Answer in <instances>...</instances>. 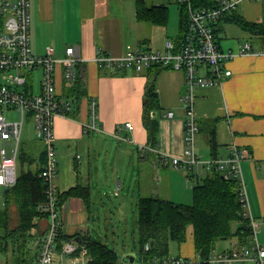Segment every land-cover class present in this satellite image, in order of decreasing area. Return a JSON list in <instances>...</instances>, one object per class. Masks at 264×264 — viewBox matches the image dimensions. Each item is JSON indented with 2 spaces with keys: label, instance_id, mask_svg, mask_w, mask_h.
<instances>
[{
  "label": "crops",
  "instance_id": "obj_1",
  "mask_svg": "<svg viewBox=\"0 0 264 264\" xmlns=\"http://www.w3.org/2000/svg\"><path fill=\"white\" fill-rule=\"evenodd\" d=\"M231 1L236 2L231 11L235 10L245 20L255 23L257 31L244 30L233 21L225 22L219 34V45L222 50L237 52L241 45L249 42L256 53L237 55L229 61L228 67L233 73L223 83L192 89L199 126L195 146L203 161L227 158L235 146L245 155L241 161V172L249 199L246 210L257 219L258 239L264 245V33L259 31L264 28V0ZM180 11L179 4L175 14L170 8L168 23L160 25L139 22L135 0H30L34 53L43 54L46 47L52 45L56 49L55 56L62 59L67 47L74 46L81 57L75 82L81 85L80 92L72 89L75 84L65 81L64 65H57L58 92L76 100L70 112L55 117L56 184L59 195L80 186L88 191L89 197L85 200L77 194L60 198V232L66 237L60 240L62 243L51 264H73L77 254L61 256L60 249L64 242L75 240L80 235H91L110 246L112 242L126 245L129 230L127 224L121 222L128 220L134 211L133 204L137 205L138 212L140 196L151 195L145 192L156 187V179L168 181V174H172L173 169L190 172L186 167H175L172 161L174 156H183L186 148L185 96L189 90L185 73L170 68L158 73L162 108L160 112L154 111L156 115L152 113L159 118L157 144L141 151L138 148L140 144H149L142 106L148 72L111 69L97 61L99 51L121 56L129 44L144 49L164 48L167 39L177 40L180 36ZM93 101L97 104L99 130L86 127L92 118ZM169 111H173L174 116L168 117ZM126 122H131L134 128L126 129ZM118 125L121 126L119 134L122 138L115 135ZM21 148L20 142V153ZM45 151L46 147L40 151L41 163L35 169L46 162ZM106 162L112 165L111 169H107ZM196 166L188 177L191 180H200ZM117 180L121 188L125 185L127 195L120 190L113 191V182ZM111 191L116 196L123 195L121 214L105 202V196ZM122 215L126 218H120ZM48 226L47 214L38 218L32 230L31 251L34 256L30 264L37 260L40 239ZM132 233L135 234L136 230ZM72 235L76 237L72 238ZM136 235H139V229ZM124 236L125 241L122 239ZM114 249L119 253L120 250ZM131 252L136 256L134 264H170L165 261L144 263L135 249ZM199 257L190 228L186 241L180 244V253L168 259L198 261ZM12 258L7 256L6 264H15Z\"/></svg>",
  "mask_w": 264,
  "mask_h": 264
},
{
  "label": "built area",
  "instance_id": "obj_2",
  "mask_svg": "<svg viewBox=\"0 0 264 264\" xmlns=\"http://www.w3.org/2000/svg\"><path fill=\"white\" fill-rule=\"evenodd\" d=\"M187 2V25L184 35L177 39H167L164 48L144 49L140 46L127 45L121 56L103 54L99 51L97 61L102 66L117 70H135L142 72L153 65L182 70L188 93L185 96V153L174 156L175 167H189L203 164L208 170H218L226 178L237 177L240 181V199L245 208V216L250 219L253 229L252 239L247 244H237L233 249L218 251L214 249L207 261L211 264H264V245L258 239L259 224L257 219L246 209L249 199L244 186L241 161L245 155L234 147L227 158H212L203 161L197 152L196 140L199 126L194 111L192 89L196 86H214L223 83L232 75L228 62L237 55L256 53L249 42L240 46L237 52L225 51L219 45L215 24L227 11L235 7L236 2L218 0L217 6L194 7ZM30 0H0V188L12 186L17 180V161L20 154L21 133L25 115H32L36 135L46 145V162L41 176L46 182V201L42 207L49 218L48 229L40 239V249L34 264H51L57 249V235L62 221L59 208V194L56 184L57 157L55 148V117L66 115L72 109L69 96H64L57 89V65L64 66V78L69 84L77 80V65L81 62L78 50L74 46L67 47L62 59L55 56L56 49L49 45L45 53H34L31 46ZM41 72L40 91H35L33 74ZM97 104L92 102V118L88 129L99 130ZM5 110H18L21 118L8 119ZM174 116L173 111L167 113ZM124 127L132 130L134 125L126 122ZM119 134L121 126H117ZM141 151L151 148L150 144H140ZM149 245H147V248ZM61 256L77 254L73 264H95L86 246L75 240L64 242ZM189 258H171L165 262L170 264H196ZM117 264H131L128 261Z\"/></svg>",
  "mask_w": 264,
  "mask_h": 264
},
{
  "label": "trees",
  "instance_id": "obj_3",
  "mask_svg": "<svg viewBox=\"0 0 264 264\" xmlns=\"http://www.w3.org/2000/svg\"><path fill=\"white\" fill-rule=\"evenodd\" d=\"M137 18L139 22L166 25L169 21L170 6L167 3L147 4L146 0H135ZM181 7L180 36L185 32L187 25L188 3L176 0ZM194 7H211L219 5L218 0H190ZM233 21L244 30L255 32L257 25L242 18L235 10L227 11L215 24V32L222 31L223 23ZM264 33V28L259 30ZM178 38V39H179ZM166 69L162 65H153L144 71L148 72V82L145 88L143 107L144 125L149 134V144L156 146L159 133V118L153 116L154 111H161V102L158 92L157 75ZM143 71V72H144ZM75 84V83H74ZM73 84V85H74ZM73 90L82 91L77 82ZM72 108L76 99L71 98ZM72 110V109H71ZM70 112V111H69ZM44 160H46V153ZM23 152L20 159L26 160ZM43 157V156H42ZM42 167L29 169L18 175L16 183L4 187L6 208L0 211V261L3 255L13 256L15 264H30L32 254V230L37 225L38 218L45 215L42 211L46 201V182L40 175ZM189 176L194 168H189ZM237 177L226 178L218 170H212L202 179V182L193 188L194 201L192 204L175 202L154 195L140 196L138 200V229L141 260L144 263L164 262L169 258V244L171 241L183 243L186 241L189 229L192 228L193 241L199 253L200 261L196 264H211L207 261L212 251L216 249L220 240L237 238V243L247 244L252 239L253 229L250 219L245 216V208L240 199L241 186ZM79 194L85 200L89 193L86 189L77 186L64 196ZM13 207H16L17 222L13 223ZM61 231V230H60ZM57 248L61 239L65 237L59 232ZM81 245L87 247L95 264H117L120 256L109 244L94 238L91 235H80ZM72 238L76 236L72 235ZM154 241V244H151ZM147 245L149 247L147 248ZM127 261V260H125Z\"/></svg>",
  "mask_w": 264,
  "mask_h": 264
},
{
  "label": "rangeland",
  "instance_id": "obj_4",
  "mask_svg": "<svg viewBox=\"0 0 264 264\" xmlns=\"http://www.w3.org/2000/svg\"><path fill=\"white\" fill-rule=\"evenodd\" d=\"M147 4H161V3H167L169 4L170 8H172V14H175V12L178 11V2L176 0H146ZM34 78V84L36 92L39 91L40 88V82L41 81V72L40 70H36L34 74L32 75ZM6 115L8 119L10 120H17L21 118V114L18 110H5ZM21 151L25 153L27 157L26 160H19L17 164V174L20 175L21 173L27 171L29 168L35 169L38 163H41L39 160V155L41 156V152L43 149H45L46 145L43 140L37 137L36 130H35V123L33 120L32 115L29 113H26L24 125L21 133ZM116 144V142H114ZM118 143V142H117ZM2 146V142L0 141V147ZM41 153V154H40ZM106 165L108 166V170L111 169V164L106 162ZM199 168V176L200 180H196L195 178L193 180L189 179V173L187 170L182 169H173L171 170L173 173L168 174L169 180L162 178L161 181H156V187L152 190H147L145 192L146 194H151L158 197H163L165 199H172L175 202H182L187 204H192L194 201L193 197V188L195 185L202 182V179H204L210 170H208L203 164H199L196 166V169ZM124 172V169H121ZM196 173L197 170H196ZM116 176V173L115 175ZM118 180L116 182H113L114 186V192L121 191L122 194L127 195V189L125 188V185L123 188H121V184L118 185ZM127 190V191H126ZM111 191L108 196H105V202L107 203V206L112 208L116 211V213L121 214V207L120 202L122 200V194L120 196H116L114 192ZM132 192L129 191V197L132 199ZM5 196L4 191L0 189V211H3V209L6 208L5 203ZM120 207V208H119ZM102 212H104L105 205H101ZM119 208V209H118ZM134 211L130 214V217L128 220H126L125 215L120 216V218L125 219V221H122L121 224H127V228L129 230V236L126 240V245L123 244H114L111 243V246L116 247L119 251L120 259L127 260L126 256L127 254H133L131 252V249L136 250V254L141 257L140 254V243H139V235L137 234L138 226H137V205L133 204ZM14 209V208H13ZM13 223L17 222V214L16 210H13ZM136 230V233L133 234L132 231ZM259 237V236H258ZM127 238V237H126ZM125 241V236L122 238ZM112 240V237H111ZM135 240V241H134ZM123 242V241H122ZM121 242V243H122ZM237 242V238H231V239H225L220 240L217 244V250L221 251L224 249H233L235 248V243ZM135 243V245H134ZM169 258L173 256H177L180 253V243L177 241H171L169 244ZM126 250V252L124 251ZM135 253V252H134ZM7 256H10V254H7ZM5 255L2 256L0 264H6V257ZM140 259V258H139Z\"/></svg>",
  "mask_w": 264,
  "mask_h": 264
},
{
  "label": "water",
  "instance_id": "obj_5",
  "mask_svg": "<svg viewBox=\"0 0 264 264\" xmlns=\"http://www.w3.org/2000/svg\"><path fill=\"white\" fill-rule=\"evenodd\" d=\"M154 115H156L157 113L156 112H154L153 113ZM80 241V238L79 237H77V238H75V241ZM151 244L153 245L154 244V241H151ZM135 258H136V256L134 255V254H128L127 256H126V259H127V261L129 262V263H131V264H134L135 263Z\"/></svg>",
  "mask_w": 264,
  "mask_h": 264
}]
</instances>
